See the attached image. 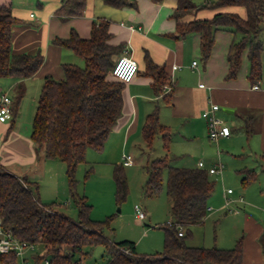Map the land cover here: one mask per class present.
<instances>
[{
    "label": "trees",
    "instance_id": "16d2710c",
    "mask_svg": "<svg viewBox=\"0 0 264 264\" xmlns=\"http://www.w3.org/2000/svg\"><path fill=\"white\" fill-rule=\"evenodd\" d=\"M88 0H65L56 11L62 18L84 14ZM162 1V0H156ZM116 7L130 6L128 0H109ZM201 8L215 10L212 18L191 19ZM234 8H244L246 16ZM172 17L176 21L175 39L188 34L200 35L202 60L207 62L215 44V35L220 30L234 34L228 53L227 79H234L240 69L242 55L248 50L249 79L256 84L263 77L262 53L264 42V0H204L197 5L192 0H178ZM18 23L10 5L0 6V78H29L35 75L44 62L41 52L18 54L12 52V31ZM110 24L106 20L95 23L90 38H82L72 29L68 38H56L53 44L68 48L81 57L85 66L63 63L64 78L57 80L46 76L43 82L36 113L32 123V140L37 154L47 159H58L66 166V176L72 203L78 210V219L68 216L60 204L41 202L39 184L21 178L0 164V221L20 240L42 244L44 252L40 259L49 264H76L90 260L94 249L103 247L101 261L105 264H243V240H237L234 248L190 246L186 238L192 235V226L201 224L208 214L209 200L215 191V182L206 169L200 167H176L171 165L168 154L153 159L147 164L148 177L145 193L159 195L168 172L167 195L171 198L172 222L164 227L165 247L163 252L140 254L136 243L129 240L116 242L107 231H113L112 217L105 220L91 218L92 205L87 197L77 192L76 173L79 165L87 162L89 149L100 152L104 149L114 125L123 112V91L126 83L111 77L110 72L124 51L123 45H112ZM146 74L154 80L155 93L162 95L170 104L172 89L163 92L169 81L165 66L145 57ZM139 73V71H138ZM17 100L12 106L13 114L24 94L19 85ZM245 129L251 134L249 121ZM143 139L149 150L153 149L157 136L163 139L166 151L171 144V128L160 121L157 107L147 116L143 127ZM264 170V153L259 157ZM123 163L115 165L114 181L116 201L122 204L128 197L129 185ZM241 184L247 187L258 178L253 168H243ZM180 227L187 230L180 235ZM264 254V232L259 237ZM127 248L130 253L122 251ZM1 264H17L15 253H0Z\"/></svg>",
    "mask_w": 264,
    "mask_h": 264
},
{
    "label": "crops",
    "instance_id": "0c3cea01",
    "mask_svg": "<svg viewBox=\"0 0 264 264\" xmlns=\"http://www.w3.org/2000/svg\"><path fill=\"white\" fill-rule=\"evenodd\" d=\"M64 2L65 0H0V6L10 5L13 15L18 19L12 31L13 54L33 55L41 52L44 55L43 65L32 77L0 78V99L3 94H8L15 103L18 86H24L23 97L17 104L12 119L0 121V164L21 178L41 184V202L42 198L48 200L52 197L56 199V203L59 202L60 188L52 175L53 171L62 173L65 167L58 159H47L35 150L31 135L39 93L46 76L57 80L64 78L63 63L79 65L82 62L81 57L68 48L53 44V40L68 38L72 29L82 38H90L93 25L102 20L110 24L112 36L109 43L123 45L124 50L127 48L139 64V73L125 86L122 115L114 125L101 154L114 158L119 163H123L124 155L133 157L136 148L141 147L144 141L142 131L147 116L157 107L161 123L170 128L181 125L187 129L182 132L184 135L198 138L203 141L204 146L212 148L209 143L208 122L202 115L209 109L211 100L220 106L217 115L226 122L230 121L232 129L231 136L220 139L217 145L233 147L238 140L242 141L243 134L237 133L234 123L238 119H242L244 123L249 121L252 132L248 134L245 129V155L260 160L259 157L264 153V51L263 77L258 82L259 88L254 89L257 83L252 84L248 76V50L242 55L236 78H226L229 70L228 53L235 37L231 31L220 30L216 33L212 54L207 62L202 60L199 34L191 33L180 39L171 36L176 32V21L172 15L178 6V0H128L132 5L124 7H116L109 0H88L83 15L62 18L56 11ZM232 10L246 16L244 8ZM215 13V10L201 8L187 19H209ZM147 54L154 63L166 68L169 75L167 84L173 87L170 104L165 102L162 95L155 93L154 80L145 73ZM194 61L198 62L196 66H193ZM175 65L179 67L173 69ZM201 83L206 87H200ZM29 96L30 99H27ZM91 150L87 151V156L95 151ZM239 156L242 157L243 153ZM222 159L227 161L226 157L222 156ZM229 160L230 164L235 161ZM203 163L206 170L212 167V164ZM232 167L236 171L253 168L259 175V171L247 163L245 166L235 164ZM261 172L264 173L263 167ZM48 176L52 182V195L48 194V188H42L43 183L47 184L45 179ZM231 194L226 195L224 191L225 198H229ZM222 205L219 206V211L226 209ZM140 210L144 211L138 206L137 211ZM145 214L143 220L147 219V213ZM243 216L250 228V234L243 240V264H264V254L259 242V237L264 232V222L255 219L250 212L244 211ZM206 219L192 228L204 224Z\"/></svg>",
    "mask_w": 264,
    "mask_h": 264
},
{
    "label": "rangeland",
    "instance_id": "374dc122",
    "mask_svg": "<svg viewBox=\"0 0 264 264\" xmlns=\"http://www.w3.org/2000/svg\"><path fill=\"white\" fill-rule=\"evenodd\" d=\"M203 1L194 0L195 3ZM261 38L264 42V32L261 34ZM80 59L82 62L79 63V66L84 67L85 62L82 58ZM27 99H30V96ZM226 123L229 126L231 125L230 121ZM234 124L237 133H242L243 138L242 141L238 140L233 147L223 144L217 145V142L208 140L212 146V148H208L204 146L203 141L200 139L184 135L182 132L187 129L181 125L171 128L172 140L169 151L165 150L160 135L155 139L152 150H149L143 141L141 147L136 148L133 153L134 163L131 166L124 167L128 179L129 194L122 204H118L116 201V184L114 181V168L119 162L114 158L106 157L100 152L91 150L92 152L87 156V162L79 165L76 173L78 180L77 192L81 196L85 195L92 205L91 218L101 221L107 217H112L113 231H107L106 235L116 242L124 240L135 242L137 252L140 254L163 252L165 247L164 227L172 222V200L167 195L168 172L165 171L164 173L163 187L160 194L149 196L145 193L148 162L161 158L166 154H168L171 165L176 167L196 168L199 161L212 164V167H214L221 162L224 164L222 174H210V179L215 182V191L209 200V207L214 212H208L204 224L192 228V235L186 238V242L188 245L196 247L234 248L237 240L250 234L249 225L247 226V222L243 218L244 211L250 212L256 217L255 219L264 222V173L261 172V161L245 155L247 139L244 121L238 119ZM242 153L243 156L240 157L239 155ZM222 156L223 158L226 157L227 161L223 160ZM229 159H235V161L232 160L234 163L230 164ZM246 163L256 168L259 175L256 181L247 187H243L241 184L243 175L233 169L232 166L235 164L245 166ZM64 167L62 173L53 171L52 175L55 183H58L57 186L60 188L59 202L57 203L61 205L62 210L68 216L77 220L78 210L72 203L65 164ZM45 180L47 184L43 183L42 188H48V194L52 195L50 190L52 182H50L49 176ZM229 188L234 193L229 195L230 204L225 205L224 191ZM241 198L245 203L240 202ZM55 200L53 197L48 200L42 198V201L47 202V204L55 202ZM221 205L225 206L226 209L219 211ZM138 206L147 213V219L141 220L138 217ZM183 231L187 233L186 229H183ZM34 251L43 254L44 246L36 244ZM103 252V247H96L90 260L101 261ZM17 264H21L20 259Z\"/></svg>",
    "mask_w": 264,
    "mask_h": 264
},
{
    "label": "built area",
    "instance_id": "2783aa9c",
    "mask_svg": "<svg viewBox=\"0 0 264 264\" xmlns=\"http://www.w3.org/2000/svg\"><path fill=\"white\" fill-rule=\"evenodd\" d=\"M198 64L197 61L193 62V66ZM179 66L175 65L173 69H177ZM139 64L129 53L126 48L124 52L117 59L114 67L112 68L110 75L112 78L122 81L126 84L130 83L138 74ZM259 83L254 85V89L259 88ZM202 88H205L206 85L201 83L199 85ZM172 89L171 84H166L163 87V91L169 92ZM12 98L8 94H3L0 99V121L7 122L13 117V108H12ZM210 107L209 109L203 112V117L208 122V134L211 141L218 142L222 138L230 137L232 134L231 127L217 115V112L220 110V106L211 100H209ZM134 163L132 155L123 156V164L125 166H130ZM198 167L205 169L204 163L201 161L198 163ZM224 164L219 162L216 166L207 169L209 174H222ZM233 190L229 188L226 190V195L231 194ZM240 201H243L241 198ZM230 200L226 196L225 205H229ZM139 210V209H138ZM208 212L212 211L211 207H208ZM138 217L143 220L146 217L144 211L140 210L138 212ZM171 223V222H170ZM180 235H183V228L180 227ZM36 244L30 243L28 241L20 240L15 237L13 233L3 227L2 222L0 221V253H15L18 260L20 259L21 264H49L48 259H40L39 253L35 252ZM126 253H130V250L127 248L122 249ZM29 253V254H28ZM76 264H105L102 261H93L81 259Z\"/></svg>",
    "mask_w": 264,
    "mask_h": 264
},
{
    "label": "water",
    "instance_id": "95a60500",
    "mask_svg": "<svg viewBox=\"0 0 264 264\" xmlns=\"http://www.w3.org/2000/svg\"><path fill=\"white\" fill-rule=\"evenodd\" d=\"M119 211H120V209H119Z\"/></svg>",
    "mask_w": 264,
    "mask_h": 264
}]
</instances>
